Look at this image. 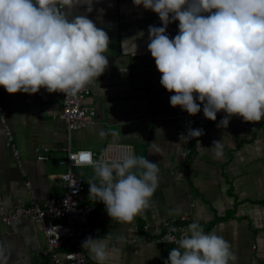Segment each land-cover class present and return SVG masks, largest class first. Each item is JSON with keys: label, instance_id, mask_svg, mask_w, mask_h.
<instances>
[{"label": "crops", "instance_id": "0c3cea01", "mask_svg": "<svg viewBox=\"0 0 264 264\" xmlns=\"http://www.w3.org/2000/svg\"><path fill=\"white\" fill-rule=\"evenodd\" d=\"M64 6L69 18L87 15L110 39L104 53L109 65L89 83L91 94L85 101L96 109L97 118L69 134L59 117L60 92L41 88L36 94H9L1 88L0 101L23 165H18L7 146L0 121V264L47 263L41 224L22 216L8 225L2 216L16 205H29L32 195L43 203L63 194L60 174L66 166L57 160L69 148L101 151L109 142L132 144L135 156L157 163L159 173L149 206L132 222L120 223L109 217L103 202L89 198L88 181L98 183L94 169L77 168L86 180L83 203L98 204L85 236L105 238L109 259L103 264H164L177 245L157 241L139 225H156L183 214H189L192 223L200 224L206 233L214 232L228 241L236 257L229 264H264V119L247 122L233 116L227 128L220 127L226 116L221 111L216 121L205 118L209 130L186 145L179 129L193 115L171 106L170 96L175 93L161 85L162 74L147 48L149 26H163L159 16L142 5L135 6L133 0H73L71 6ZM178 24L168 25L170 38L178 34ZM198 114L204 116L203 104ZM157 129H162L158 135ZM213 141L222 142L219 157L211 149ZM186 147L192 152L188 156L183 155ZM45 148L51 150L49 158L39 159L38 152L44 153ZM139 234L148 239L134 241Z\"/></svg>", "mask_w": 264, "mask_h": 264}, {"label": "clouds", "instance_id": "9594fccd", "mask_svg": "<svg viewBox=\"0 0 264 264\" xmlns=\"http://www.w3.org/2000/svg\"><path fill=\"white\" fill-rule=\"evenodd\" d=\"M133 3L155 12L162 22L160 27L149 26L147 48L162 74L161 85L175 93L170 96L172 107L195 116L203 104L204 117L212 121L223 111L226 116L218 126L226 128L233 116L247 122L264 119V0ZM59 4L71 6L73 0ZM175 21L179 31L170 38L167 27ZM109 44L106 31L87 15L69 18L57 0H0V86L9 94H36L44 88L76 95L105 72ZM203 134V129L190 128L182 137ZM222 148L221 141H213L215 156L223 154ZM75 163L94 169L98 183L88 181L89 198L103 202L109 217L120 223L132 222L147 208L158 187V164L143 156L121 153L94 160L82 151ZM165 241L177 247L164 264H229L236 259L228 241L195 222L188 234ZM81 247L98 264L109 259L105 238L89 236Z\"/></svg>", "mask_w": 264, "mask_h": 264}, {"label": "built area", "instance_id": "2783aa9c", "mask_svg": "<svg viewBox=\"0 0 264 264\" xmlns=\"http://www.w3.org/2000/svg\"><path fill=\"white\" fill-rule=\"evenodd\" d=\"M57 2L58 7L65 14V6H61L59 0ZM122 70L128 71L129 68ZM1 88L2 86H0V90ZM90 94L89 84L76 95H65L60 92L62 109L59 117L65 121L69 134L74 130L84 129L95 122L97 111L85 102ZM0 121L4 128L6 144L12 150L18 165L22 167V156L1 101ZM190 128L203 129L205 132L209 130L205 117L200 114L186 117L179 133L187 136ZM183 139L185 144L189 145L196 138L183 137ZM82 151L90 152L94 160L99 159L101 156L116 158L121 153H129L135 156L134 146L130 143L109 142L101 151L86 148L72 150L69 148L67 155L57 160L59 165L66 166V170L60 174L63 180V194L51 196L41 203L32 195V185L27 182V187L32 195L30 204L27 206L16 205L8 209L2 216L3 222L8 225L22 216H28L32 221H38L41 224L47 240L46 264H98L96 260L90 257L88 250L81 247V242L86 239V229L99 209L98 204L95 202L83 203L82 201L86 180L77 172V168L83 166H77L75 163ZM50 152L49 148H45L44 153L38 152V158L48 159ZM190 153L192 152L191 150L188 151L187 147L183 151L184 156H188ZM190 224H192L191 216L183 214L180 217L156 225L145 223L142 228L140 225L139 227L142 231L153 234L157 241L167 242L165 237L179 239L182 234H188ZM147 236L146 234H139L133 240L144 241L148 239Z\"/></svg>", "mask_w": 264, "mask_h": 264}, {"label": "rangeland", "instance_id": "374dc122", "mask_svg": "<svg viewBox=\"0 0 264 264\" xmlns=\"http://www.w3.org/2000/svg\"><path fill=\"white\" fill-rule=\"evenodd\" d=\"M173 219H174V218H173ZM170 220H171V219H170ZM162 222H163V221H162ZM162 222H161V223H162ZM142 225H143V224H140L141 228H142Z\"/></svg>", "mask_w": 264, "mask_h": 264}]
</instances>
